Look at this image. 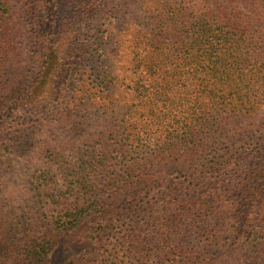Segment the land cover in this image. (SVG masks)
Wrapping results in <instances>:
<instances>
[{
	"label": "trees",
	"instance_id": "16d2710c",
	"mask_svg": "<svg viewBox=\"0 0 264 264\" xmlns=\"http://www.w3.org/2000/svg\"><path fill=\"white\" fill-rule=\"evenodd\" d=\"M16 1L13 8L0 0V116L35 93L55 55L58 63L72 56L87 64L82 94L73 91V96L89 103L92 112L85 108L79 118L99 119L104 108L107 119L97 133L87 132L93 139L78 148L74 160L57 149L45 152L50 165L31 174L27 207H14L8 216L11 244L0 249V264L43 262L52 231L91 219L92 238L105 247L104 264H212V249L229 240L264 256V185L237 193L256 177L257 166L264 178V122L236 133V123L252 119L264 105V0H161L146 8L134 35L136 79L127 91L129 102L118 112L107 47L120 7L101 9L104 21L88 27L78 4L89 0H40L41 10L30 5L32 0ZM16 14L34 32L32 48L34 28L46 27L45 40L34 51L36 77L34 70L22 75L18 53L1 45L2 38L15 41L7 22ZM34 127L36 122L6 129L0 182L7 158L35 147ZM181 159L188 162L189 176L158 193L151 169ZM230 194L243 196L245 205H223ZM241 213L246 214L243 230L229 232V223ZM189 218L202 220V245L184 255L180 230L187 229ZM145 247L158 251L150 263L141 257ZM165 258L167 263H159Z\"/></svg>",
	"mask_w": 264,
	"mask_h": 264
},
{
	"label": "rangeland",
	"instance_id": "374dc122",
	"mask_svg": "<svg viewBox=\"0 0 264 264\" xmlns=\"http://www.w3.org/2000/svg\"><path fill=\"white\" fill-rule=\"evenodd\" d=\"M2 1H7L11 7L16 8V0ZM159 1L161 0H89L84 2L80 1L78 4V13L87 22L85 25H88V27L98 21H104L101 18V9L104 11L115 6L120 7L118 16L113 17L114 22L110 30L112 39L107 47L109 64H111L112 70L114 71L116 82L115 97L117 101L114 110L117 112L121 111L123 106L129 102L130 95L127 91H129V86L136 79L132 69L134 35L140 28V21L145 9L154 8ZM26 2L29 3L28 0ZM30 5L38 10L44 7L40 0H32ZM24 21L22 15L20 17L19 14H16L14 18L7 22L11 37H14L15 41L11 44L8 37L6 39L2 38L1 45H7L10 51L18 53L16 59L20 61L18 65L22 75L25 73L31 75L34 70V77H36L35 72L37 70H35V66L38 64L39 55H36L34 51L45 40L46 27L43 28L39 24L38 27L34 28L37 31V36L34 41V47L32 48L29 37L34 32L24 27L26 24ZM50 57V73L47 74L43 83L39 84L40 87L35 93L34 90H31L30 96L22 97L21 101L16 102L0 116V142L6 135V129L12 126L18 129L26 128L29 124L36 122V127L31 130H37V136L34 141L35 147L24 156L11 155L7 158L8 160L4 166L6 174L0 182L1 250H4L11 244L7 222L12 209L14 207L21 209L28 205V199L31 195L29 181L31 174L37 167H48L50 165L44 157L45 152L47 150L57 149L58 151L64 152L69 160H74L75 152L78 148L93 139L90 136L88 138L87 132L90 134L97 133L102 127L106 126L105 122L107 117L104 116V108H102L101 118L99 119L90 121L89 119H85V117L79 118L80 113L85 108L90 113L92 112V107H90L89 103H82L81 100L74 99L73 96V91L78 92L76 95L82 94L79 91L82 87V77H86L87 64L78 62L72 56L68 57L67 60H63L61 63H58L55 55H51ZM55 75L57 76L55 77ZM35 95H37L36 98ZM32 97L35 100L30 101ZM97 106L98 103H95L93 110ZM263 122L264 105H262V109L258 112V115L252 119L244 117L239 120L236 123V133H241V129L245 126L250 124L259 126ZM86 129L88 130L86 131ZM256 142L258 141L256 140ZM255 169L256 173L254 174L256 177L248 182V186L245 185V189L237 188L238 196H240V191H243V194L249 190L254 191L257 189L256 187H259L257 185L259 182H261V187L264 185V178L260 180L262 179L260 176L262 175L263 168L261 169L260 166H257ZM189 172L188 162L181 159L178 161L170 160L160 162L151 169L149 175L154 182L156 191L158 193L160 191L167 193L175 183L180 181L184 182L189 176ZM239 179L240 177L236 178V180L234 179V183H238L240 181ZM63 184V180L60 179L59 187L61 189H65ZM49 190L52 192L57 191L56 187L55 189L51 187ZM125 194L120 196L117 201L121 202ZM243 199V196L239 199L237 196H231L230 194L221 201L223 205H228L229 208L235 204L243 207L245 205V200ZM245 215L241 213L239 218L232 220L227 230L230 229L229 232L238 231L240 233V230L244 228ZM200 221L202 220L192 218L189 221L190 225L187 229L185 231L180 230V237L184 241L181 243L184 249V255L185 253L197 250L202 245V234L200 232L204 228ZM93 225L94 221L91 219L84 221L78 227L71 230L52 231L50 251L46 260L38 264H70L72 261L79 264H104L102 257L105 247H100L92 238ZM194 225H198V227ZM238 244L234 243L233 240H229L227 243L219 242L212 249L215 254L210 262L212 264H264V256H259L258 252L255 253L254 251L246 250L245 247ZM145 249L141 257H144L143 262L150 263V261L152 262L153 256L158 254V251L153 250L154 253H151L149 250L151 248L145 247ZM182 257L183 255L178 260L182 261ZM165 262L166 258L159 261V263Z\"/></svg>",
	"mask_w": 264,
	"mask_h": 264
}]
</instances>
